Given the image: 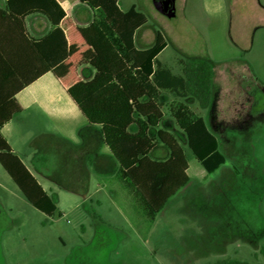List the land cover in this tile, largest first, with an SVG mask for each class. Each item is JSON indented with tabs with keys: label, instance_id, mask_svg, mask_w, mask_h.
<instances>
[{
	"label": "rangeland",
	"instance_id": "rangeland-1",
	"mask_svg": "<svg viewBox=\"0 0 264 264\" xmlns=\"http://www.w3.org/2000/svg\"><path fill=\"white\" fill-rule=\"evenodd\" d=\"M133 1L146 5L149 23L167 36L161 58L174 71H181L183 34L201 35L206 48L211 51L212 42L230 62L227 79L215 87L221 93L216 111L202 110L219 123L225 162L211 173L202 164L201 173L190 169L189 182L155 217L141 198L136 212L105 194L94 209H74L66 196L62 214L50 215L28 200L0 162V264H213L231 258L264 264V0H227L223 25L211 23L202 0H176L171 14L153 0L120 4ZM191 99L197 103L191 94L185 98L192 105ZM186 149L192 166L194 153ZM105 232L114 238L102 240Z\"/></svg>",
	"mask_w": 264,
	"mask_h": 264
},
{
	"label": "trees",
	"instance_id": "trees-1",
	"mask_svg": "<svg viewBox=\"0 0 264 264\" xmlns=\"http://www.w3.org/2000/svg\"><path fill=\"white\" fill-rule=\"evenodd\" d=\"M63 1L4 0L0 5V162L37 208L50 215L62 214L1 130L22 109L16 92L51 69L89 121L101 124L104 140L120 164L121 177L136 188L149 215L155 217L189 180L188 161L179 140L165 129H159L156 137L150 133L164 116V89L176 92L171 115L207 171L214 172L225 162L217 136L181 98L193 94L200 108L211 104L213 62L204 57L181 58L183 73H175L158 58L166 45L160 30L153 46L137 47L134 35L147 15L136 5L124 10L119 0H81L94 10L91 22L81 25L67 15ZM34 11L44 13L53 25L41 38L32 37L27 29L25 17ZM82 62L96 67L89 80L78 74ZM158 141L170 148L166 160L150 156ZM213 264L248 262L231 258Z\"/></svg>",
	"mask_w": 264,
	"mask_h": 264
},
{
	"label": "crops",
	"instance_id": "crops-1",
	"mask_svg": "<svg viewBox=\"0 0 264 264\" xmlns=\"http://www.w3.org/2000/svg\"><path fill=\"white\" fill-rule=\"evenodd\" d=\"M3 1L0 0V5L3 4ZM153 1L158 8L156 0ZM202 3L211 23L222 24L228 20L227 0H202ZM62 4L67 15H70L77 23L87 25L91 22L94 10L87 3L81 0H65ZM132 5H136L139 10L145 13L143 6L146 5L139 3V1L138 3L136 1L131 2L125 8L120 4L124 10L129 9ZM25 20L28 32L34 38L43 37L53 27L50 19L39 11L27 14ZM158 30L164 34L159 27L149 23L147 15V21L136 29L134 35L137 47L148 48L153 46ZM210 30L212 32L214 29L211 27ZM164 36L166 45L158 54V58L173 70L169 65L170 63L161 58L162 52L169 45L167 36L165 34ZM181 41L179 47L184 55L178 57L177 62L179 64L181 58H208L212 60L214 66V86L221 85L218 81L227 79L225 76L230 73V62L226 60L227 57L221 58L218 55V51L214 50L218 47H214L212 42L210 43V51L208 46L206 48L208 42L204 43L205 46L203 45L201 35L193 33L187 36L183 34ZM77 71L82 79L89 80L95 75L96 67L89 62H82L78 65ZM174 72L183 73L182 67L181 71ZM189 95L181 98L187 102L185 98ZM15 96L22 105V109L4 123L1 130L14 151L20 155L27 167L52 196L58 208L66 202L65 197L68 196V199L72 201L71 207L74 209L83 204H85V209H94V204L102 206L103 194H105L111 196L114 202L119 201V199L126 200L129 206L138 212L137 207L140 206L138 200L141 196L127 179L121 177L120 164L104 140L101 124H94L89 121L51 69L23 86L16 92ZM177 97L176 92L164 89L162 94L164 116L156 126L152 127L150 133L156 137L159 129H165L179 140L186 153L188 161L186 174L190 179V169L197 174L201 173L200 164L202 162L194 154L196 161L191 166L190 156L186 149V145H188L186 133L171 115L170 103ZM220 97L221 93L218 88L208 106L212 107L210 108L211 111H216ZM189 105L204 118L208 128L217 136L220 145V138L217 135L219 123H216L213 115L210 114L206 117L202 112L205 108L199 107L198 100L197 103L193 101L192 105ZM170 154V148L162 141H158L150 152V156L156 160H166ZM145 208L149 213L148 207L145 206ZM94 214L96 216V212ZM99 220L103 221L101 214ZM98 234V232L91 234V239H95ZM100 235L102 240L114 238L111 233L107 232L100 233ZM118 235L115 236L118 237Z\"/></svg>",
	"mask_w": 264,
	"mask_h": 264
},
{
	"label": "water",
	"instance_id": "water-1",
	"mask_svg": "<svg viewBox=\"0 0 264 264\" xmlns=\"http://www.w3.org/2000/svg\"><path fill=\"white\" fill-rule=\"evenodd\" d=\"M156 5L165 13H174V0H156Z\"/></svg>",
	"mask_w": 264,
	"mask_h": 264
}]
</instances>
